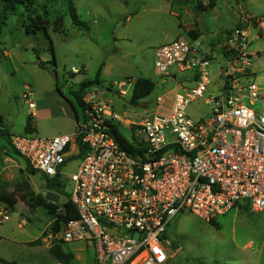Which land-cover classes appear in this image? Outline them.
I'll return each instance as SVG.
<instances>
[{
	"label": "built area",
	"instance_id": "obj_1",
	"mask_svg": "<svg viewBox=\"0 0 264 264\" xmlns=\"http://www.w3.org/2000/svg\"><path fill=\"white\" fill-rule=\"evenodd\" d=\"M239 25L227 37L225 60L214 80V58L197 40L178 38L156 50L158 75L172 77L173 68L180 74L192 71L184 82L193 86L186 87L174 75L177 91L157 99L158 105L167 103L163 113L125 121L133 132L128 150L115 136L120 132L115 122L121 119L95 88L84 98L83 119L74 135L13 136L14 149L33 170L73 185L69 199L78 219L57 231L48 229L45 243H85L95 264H168L167 227L178 215L190 213L210 223L239 204L264 213V114L245 104L264 106L261 89L250 82L259 56L250 53V46L264 37V18L244 15ZM129 89L126 83L118 85L123 97ZM204 99L211 117L193 120L188 107ZM79 142L86 147L83 157ZM75 159L81 160L77 171L67 174ZM12 212L0 198V231Z\"/></svg>",
	"mask_w": 264,
	"mask_h": 264
},
{
	"label": "rangeland",
	"instance_id": "obj_2",
	"mask_svg": "<svg viewBox=\"0 0 264 264\" xmlns=\"http://www.w3.org/2000/svg\"><path fill=\"white\" fill-rule=\"evenodd\" d=\"M173 1L72 0L86 29L73 23L68 0H36L35 15L44 16L43 8L47 7L51 21L63 18V31L55 32L51 26L48 33L28 35L26 8L17 6L14 11H5L0 0V21L4 22L0 34V128L12 138L74 135L77 121L73 110L80 119L84 113L73 93L81 83L99 80L96 87L100 100L113 107L121 119L120 123L115 122L116 126L124 138L132 141L133 132L124 122H140L156 112L163 113L167 103L158 105L157 99L170 98L177 91L179 83L174 75L186 87L193 86L184 82L192 71L180 74L173 68L172 77H162L155 69L159 47L178 38L190 39L181 29L185 15L176 6L188 3L196 8L198 1ZM200 1H204L205 8L196 14L205 36L201 43L204 52L211 41L217 44L242 16L264 18V0H214L213 8L212 0ZM252 32L255 36L256 31ZM250 53L259 55L253 67L255 77L250 82L264 96V37L255 39ZM224 60L217 50L211 59L212 80L216 79L219 62ZM140 79L150 80L156 87L150 96L133 104V84ZM122 83L127 88L130 85L124 97L118 90ZM29 103H34L35 109H30ZM245 104L259 115L264 114L262 103L254 107L248 101ZM187 114L196 121L208 120L210 105L205 99L197 100L188 107ZM29 120L35 128L32 131L26 130ZM80 163V159L73 160L66 173H75ZM44 177L41 173L31 174L25 159L7 146L5 138H0V193L13 211L10 222L0 231V260L5 263L54 262L51 247L44 242V233L53 219L47 209L38 206V198H45L48 193ZM62 183L61 202L70 198L73 191V185L65 178ZM167 238L171 251L168 264H264V213L242 207L213 223L190 213L180 214L167 227ZM77 246L67 244L66 248Z\"/></svg>",
	"mask_w": 264,
	"mask_h": 264
},
{
	"label": "trees",
	"instance_id": "obj_3",
	"mask_svg": "<svg viewBox=\"0 0 264 264\" xmlns=\"http://www.w3.org/2000/svg\"><path fill=\"white\" fill-rule=\"evenodd\" d=\"M70 2V16L72 18L73 23L77 27H83L87 29V25L84 21L80 19L78 14L76 13V10L72 6V0H68ZM198 1V6L195 8V11L200 10L203 8V3L200 0ZM1 2L4 4V10L5 11H14L17 6H24L26 8L27 12V20L25 22V30L28 35H36L40 31H45L48 33V29L52 26L54 28L55 32H62L63 31V18L62 17H57L55 20H52L49 18V10L48 8H43L45 13L44 16L37 14L35 15L34 12V6L36 4V0H1ZM215 6V1H211V7L213 8ZM4 25L3 21H0V34L2 31V26ZM199 33L197 32H190L189 35L191 38L196 39ZM99 80L96 81H87L83 82L80 84L79 90L73 93V96L75 97L78 105L82 108L84 111L85 109V103H84V98L86 97L87 93L89 90L95 88L97 85H99ZM155 84L151 82L150 80L147 79H140L135 82L134 87H133V94H132V103L136 104L138 101L150 96L153 91L155 90ZM58 91L60 92L59 88ZM75 116H76V121L77 123L79 122V114L75 110ZM2 117L0 116V125L2 124ZM2 127V126H1ZM34 126L32 125V121L29 120L26 126V130L32 131L34 130ZM115 136L117 140L120 142V144L125 148L129 149V141L124 138V136L116 130ZM3 137L5 138V141L7 142V146H9L11 149H13L16 153V155H19L22 157L13 147L12 145V135L7 133L6 131L2 130L0 128V138ZM80 148H81V157L86 153V147L79 142ZM23 158V157H22ZM26 161V160H25ZM27 162V161H26ZM27 169L31 174L38 173L37 171L33 170L29 163L27 162ZM44 182H45V188L48 192L55 193L60 196V194L63 193V183L62 180L57 177V178H47L44 177ZM1 187V186H0ZM1 192V188H0ZM0 198L3 199L4 201L8 202L7 199L1 195L0 193ZM9 203V202H8ZM10 204V203H9ZM11 208L12 205L10 204ZM38 206L43 207L47 209L49 215L52 217V224L49 227V231L54 230L57 231L61 229L62 225L65 224L67 221L70 220H76L78 219V213L77 209L75 206L71 203L70 199L67 198L65 201L58 203H53L46 198H38ZM239 207L244 208L247 211H251V208L249 207L248 204H239ZM238 207V208H239ZM62 209L61 212H58L59 209ZM215 220L211 221L212 223ZM210 222V223H211ZM46 233V232H45ZM50 253L53 256V258L56 261H61L64 262L65 264H74L75 262V256L72 252H70L65 244H58L50 248ZM7 264H16L15 262L12 263H7Z\"/></svg>",
	"mask_w": 264,
	"mask_h": 264
},
{
	"label": "crops",
	"instance_id": "obj_4",
	"mask_svg": "<svg viewBox=\"0 0 264 264\" xmlns=\"http://www.w3.org/2000/svg\"><path fill=\"white\" fill-rule=\"evenodd\" d=\"M174 1H178V0H174ZM174 1H173V3H174ZM182 1L183 2H186L187 0H182ZM202 3H203V8H201L200 10H202V9L205 8L204 1ZM177 5L178 6H176V8H178L180 11H182L184 13L183 15H185V20H183V23L181 25L182 32H184L185 34H187L190 39H193L189 35L190 32H194L195 31V32L199 33L198 36H197V38L196 39H193V40H197L199 43H202V39H204L205 36L201 32V29L199 28V25L197 23L198 15L196 14L195 8L192 5H189L188 3L185 4V5L179 3ZM210 5H211V3H210ZM176 15H178V14L176 13ZM239 24H240V19L237 20V23L234 25L233 28H231L229 30H226L225 33L222 34V36L220 37V39L217 42V44L214 41H211V43H210L208 49L205 51V53L208 54V55H211V57L214 58V53L217 50H219V52L221 53V56H223V54H222V48H223V46L226 43L227 37L238 26H240ZM95 89H97V87H95ZM73 111H75V110H73ZM74 244L78 245L77 248L72 249V250H69L68 249L75 256V262H74V264H89V263L95 264V259H94L93 253L87 247V245L85 243H74ZM53 260L55 262V259L54 258H53ZM0 261H2V260H0Z\"/></svg>",
	"mask_w": 264,
	"mask_h": 264
},
{
	"label": "water",
	"instance_id": "obj_5",
	"mask_svg": "<svg viewBox=\"0 0 264 264\" xmlns=\"http://www.w3.org/2000/svg\"><path fill=\"white\" fill-rule=\"evenodd\" d=\"M46 200L50 201V202H53V203H60V196L55 194V193H51V192H48L46 194Z\"/></svg>",
	"mask_w": 264,
	"mask_h": 264
}]
</instances>
